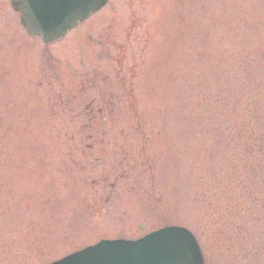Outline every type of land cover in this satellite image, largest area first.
I'll return each mask as SVG.
<instances>
[{
	"label": "rangeland",
	"instance_id": "374dc122",
	"mask_svg": "<svg viewBox=\"0 0 264 264\" xmlns=\"http://www.w3.org/2000/svg\"><path fill=\"white\" fill-rule=\"evenodd\" d=\"M8 6L0 264L172 224L264 264V0H110L51 44Z\"/></svg>",
	"mask_w": 264,
	"mask_h": 264
},
{
	"label": "water",
	"instance_id": "95a60500",
	"mask_svg": "<svg viewBox=\"0 0 264 264\" xmlns=\"http://www.w3.org/2000/svg\"><path fill=\"white\" fill-rule=\"evenodd\" d=\"M27 29L46 41L62 37L106 0H13ZM52 264H204L193 234L166 227L137 241L104 240Z\"/></svg>",
	"mask_w": 264,
	"mask_h": 264
}]
</instances>
